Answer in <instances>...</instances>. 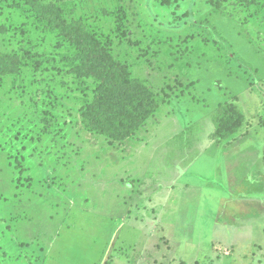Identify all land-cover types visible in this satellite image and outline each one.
<instances>
[{"label": "rangeland", "instance_id": "1", "mask_svg": "<svg viewBox=\"0 0 264 264\" xmlns=\"http://www.w3.org/2000/svg\"><path fill=\"white\" fill-rule=\"evenodd\" d=\"M57 9L63 21L83 18L97 48L146 88L171 86L132 136L110 140L82 126L80 107L98 82L67 72L83 53L50 26ZM12 53L22 63L0 71V211L21 239L40 241L19 249L25 264L57 254L58 264L99 261L119 223L135 224L126 243L144 242L134 232L159 221L161 194L165 218L189 236L187 259L218 212L222 227L233 210L264 211V0H0V54ZM223 101L244 115L228 152L212 126ZM237 151L243 160L228 176ZM248 247L218 264L251 263Z\"/></svg>", "mask_w": 264, "mask_h": 264}, {"label": "trees", "instance_id": "2", "mask_svg": "<svg viewBox=\"0 0 264 264\" xmlns=\"http://www.w3.org/2000/svg\"><path fill=\"white\" fill-rule=\"evenodd\" d=\"M54 16L53 24L49 20L50 26L83 53V65L71 64L67 72L76 76L83 74L98 82L93 98L80 107L82 126L110 140L120 141L132 136L166 102L171 86L166 85L158 92L149 90L142 80L130 75L125 65L102 52L101 47L97 48L96 40L89 33L83 18L63 21L59 9ZM21 63L22 58L16 53L0 54L1 72H15ZM243 122L244 115L234 102H219L212 115L213 135L218 141L227 140L238 132ZM8 224L4 218L3 222L0 221V233L11 231L12 225L8 228ZM9 241L14 242L13 239ZM14 251H18L16 246L10 244L7 254Z\"/></svg>", "mask_w": 264, "mask_h": 264}, {"label": "crops", "instance_id": "3", "mask_svg": "<svg viewBox=\"0 0 264 264\" xmlns=\"http://www.w3.org/2000/svg\"><path fill=\"white\" fill-rule=\"evenodd\" d=\"M212 126L214 132L213 123ZM237 133L238 132L232 135L229 139L223 141L224 143H226L224 147H227V152L230 150V148L235 149V146L233 145V139ZM234 153L236 154V156H233L234 154H231V158L228 157L231 161V166L229 169L230 174L228 171V176H232V174L234 173L235 167L238 164V160L240 162L243 160V155L241 152L237 151ZM257 181L255 183H257ZM165 195L167 196V193L163 195L161 194L159 198L160 202H158L156 205L157 207H159V221L157 223H152V225L148 224L149 229H147L146 231L143 230V227H140L139 225V228H137V230H135L134 232L135 235L137 233H145V235H147L145 237L146 241L144 240V242H138V239H136L138 244L126 243V240L124 241V239H127V236H130L133 233L135 227L134 222L130 221L127 225L120 223L115 224L114 228H112L113 226H111L109 228L111 230H108V242L104 243V247L101 246L100 254L102 255L99 261H96L94 259V261L92 262V259H89L90 261L88 260V263L100 264L101 259L107 252V254L111 253L112 255L109 259L111 260V262L107 264H218L220 259H223V257L225 258V255L230 256L233 252H235V250L241 251L245 248H249V245H252L253 248H256L255 256L254 251L251 252L252 254L250 258L239 251V257L241 259L244 258L245 260L250 262V259H252V257L254 256L252 262L249 264H264V211H254L252 213H245L242 211L241 214H236V210H233L234 213L230 217H227V221L223 222V224L226 223V225L222 227H219V223L221 222L220 220L222 218H220L221 216L218 212L217 221L214 222V229L212 234H203L199 237V246L200 248H202V250L199 252H194V254H189L187 259L186 254H184L183 252L185 251L186 244L189 245V243H187L189 236L179 237V234L175 232L172 224H170V220L168 218H165L162 208L163 202L165 203L166 200H168V198H165ZM240 198L241 197H239V199ZM0 201V205H2L5 200ZM239 201H241V199ZM108 213L109 211L107 212V214ZM113 213L114 215L117 213H122V210L118 208V210H113ZM107 214L105 211H101V216H98V218L101 220L105 219L109 217ZM3 218L4 217L1 213L0 221L3 222ZM99 222L100 221H97V226H103L102 224H99ZM72 223H76V220L72 219ZM125 227H127L126 231L124 229ZM18 228V225H12L11 231H6L5 233L1 231L0 233V259L2 260L1 263L3 264H9V258L6 254L10 244L13 246L15 245L18 250L16 252H13V254L17 255V264H25L23 251L20 252L19 249L30 247L36 242L40 243V241H36L35 239L34 242L29 239H21L18 235ZM152 229L154 230L152 231ZM45 231L46 234H49L47 230ZM116 232L118 233L119 239L115 241V238L117 237ZM10 234L15 243L9 241ZM92 237L94 238V236ZM111 238H114L113 242ZM166 240L168 243L165 242ZM189 240L192 241V239ZM244 243H246V245H244ZM46 244L48 245L47 247H49V245L51 247V244L49 242ZM47 257L52 256L47 255ZM56 258H59V254H57V256L52 260H48V258L46 260L48 261V264H58L60 260H55ZM43 261H36L33 264H44L45 261ZM11 264L13 263L11 262ZM64 264L73 263L65 262Z\"/></svg>", "mask_w": 264, "mask_h": 264}]
</instances>
